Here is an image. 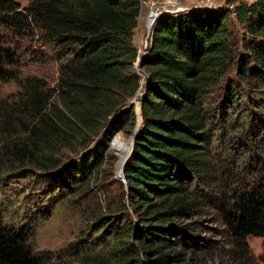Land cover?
<instances>
[{"label":"trees","instance_id":"1","mask_svg":"<svg viewBox=\"0 0 264 264\" xmlns=\"http://www.w3.org/2000/svg\"><path fill=\"white\" fill-rule=\"evenodd\" d=\"M141 3L0 0L1 26L38 29L65 60L55 97L42 92L48 87L42 77L15 78L34 118L22 150L30 157L45 153V171L60 166L53 158L62 149L82 150L63 165L60 179L49 176L69 195L92 191L109 141L121 130L132 133V98L144 88L142 124L124 165L117 209L97 224H127L116 242L120 248L133 239L136 256L126 259L134 264H193L206 247L201 235L211 203L237 243L264 239V173L242 187L219 175L212 115L220 108L229 135L239 131L264 142V0L164 13L140 54L134 31ZM232 15L245 30L241 36ZM8 47L0 36V80L12 73L15 53ZM239 81L252 111L238 106L245 94ZM260 168L264 172V158ZM32 234L27 225L0 222V264H47L35 253Z\"/></svg>","mask_w":264,"mask_h":264},{"label":"rangeland","instance_id":"2","mask_svg":"<svg viewBox=\"0 0 264 264\" xmlns=\"http://www.w3.org/2000/svg\"><path fill=\"white\" fill-rule=\"evenodd\" d=\"M27 6L30 0H16ZM240 0H141V11L134 33V43L139 53H143L149 43L153 26L149 24L151 13L173 14L208 5L234 6ZM249 2L250 0H244ZM255 0H252L253 2ZM231 7V8H232ZM233 27L238 36L245 33L234 16ZM0 36L4 44L15 53L14 63L9 67L11 75L0 80V222L12 226L27 225L32 229L31 242L35 253L47 264H134L136 250L133 239L118 248L116 240L127 224H97L102 215H109L121 197L125 178L118 174L120 155L112 147V140L118 135L123 143L131 147V137L143 118H140L141 88L132 98L135 101L136 124L132 133L117 132L109 141L107 163L103 167L99 181L92 185V191L81 195H69L51 183L49 174L60 179L59 171L66 163L78 158L83 151L71 152L62 149L55 155L60 166L45 171L40 166L45 153L30 157L22 150L28 130L34 118L25 102L17 78L38 76L46 79L48 87L42 92L56 96L60 66L65 62L52 47L45 45L38 29L28 27L15 31L0 25ZM135 69L142 73L138 62ZM243 101L252 111L247 100L246 86ZM244 93V92H243ZM131 100V101H132ZM219 98L216 100L215 104ZM214 104V105H215ZM216 107V106H214ZM220 108L212 110L213 123L218 126L214 137L213 152L221 175L233 186L250 185L261 179L264 173V142L251 138L250 134L224 130ZM142 123V122H141ZM236 136L235 139L230 137ZM19 150V151H18ZM111 156H115L111 158ZM58 176V177H57ZM209 207L206 219L207 230L201 235L206 247L194 257L193 264H264V239L248 236L243 242H236L223 224L215 205ZM110 206V211L106 209ZM120 231V232H119ZM131 243V244H129ZM136 246V245H135Z\"/></svg>","mask_w":264,"mask_h":264},{"label":"bare ground","instance_id":"3","mask_svg":"<svg viewBox=\"0 0 264 264\" xmlns=\"http://www.w3.org/2000/svg\"><path fill=\"white\" fill-rule=\"evenodd\" d=\"M151 20H152V17H150V19H149V24L152 26V24H151ZM140 118H142L141 113H140ZM141 122H142V121H141ZM141 122H140V124L137 126L135 132H137V131L139 130V128H140V126H141V124H142ZM132 141H133V136L131 137V140H130L131 147H132ZM112 147H114L115 150L118 151V154H119L120 156H124V155H126V154H127L128 152H130V150H131L130 146H129L127 143H126V144L123 143V141L120 140V138H119L118 135H117L116 138L113 140V142H112ZM121 167H122V162L120 161V162H118V174H119V175H121V172H120Z\"/></svg>","mask_w":264,"mask_h":264},{"label":"water","instance_id":"4","mask_svg":"<svg viewBox=\"0 0 264 264\" xmlns=\"http://www.w3.org/2000/svg\"><path fill=\"white\" fill-rule=\"evenodd\" d=\"M159 16H160V15L157 14V13H155V12L151 13V17H152L151 24H152V26H153L154 22L156 21V19H157ZM133 102L135 103L134 100H133ZM137 132H138V131H137ZM137 132L134 131V133H133L132 148H131L130 152H128V153H127L126 155H124V156H120L119 161H118V162H120V161L122 162V167H121L120 172H121V174H122L123 177H124V175H123L124 165H125L126 161L128 160V158L130 157L132 151H133V147H134V143H135V139H136ZM112 141H113V140H112Z\"/></svg>","mask_w":264,"mask_h":264},{"label":"built area","instance_id":"5","mask_svg":"<svg viewBox=\"0 0 264 264\" xmlns=\"http://www.w3.org/2000/svg\"><path fill=\"white\" fill-rule=\"evenodd\" d=\"M216 5H208V6H205V7H215ZM232 7V6H231Z\"/></svg>","mask_w":264,"mask_h":264},{"label":"crops","instance_id":"6","mask_svg":"<svg viewBox=\"0 0 264 264\" xmlns=\"http://www.w3.org/2000/svg\"><path fill=\"white\" fill-rule=\"evenodd\" d=\"M252 0H250L249 2H251Z\"/></svg>","mask_w":264,"mask_h":264}]
</instances>
